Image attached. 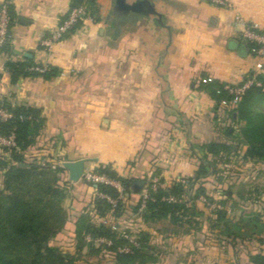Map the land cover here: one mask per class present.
<instances>
[{
	"label": "crops",
	"instance_id": "crops-1",
	"mask_svg": "<svg viewBox=\"0 0 264 264\" xmlns=\"http://www.w3.org/2000/svg\"><path fill=\"white\" fill-rule=\"evenodd\" d=\"M99 1V21L82 20L48 50L43 40L63 20L71 0H12V38L0 53V101L41 111L44 126L28 155L40 161L57 157L62 164L86 158L85 171L108 167L121 177L145 180L140 193H123L125 210L119 217L131 233L149 234L155 260L144 264H257L249 255H264V235L258 237L263 241L252 237L235 243L213 226L219 200L226 198L220 184L253 176L249 164L239 167L236 177L230 175L234 182L221 183L214 175L197 179L215 201L200 195L195 199L200 214L183 217L178 227L170 219L145 221L139 213L144 207L139 212L134 208L152 178L162 188L187 183L202 161L199 148L225 141L222 125L227 116L208 90L211 83L236 84L253 73L264 81V69L255 68L264 58L251 52L242 35L247 26L264 31V0H224L226 5L158 0L169 28L146 17L111 24V0ZM7 61L47 66L58 73L46 78L37 72L12 82ZM57 175L68 216L65 231L73 234L78 218L94 210L95 189L85 177L71 181L66 168ZM232 191L228 220L237 222L247 211L261 213L249 194ZM111 213L100 221L111 222ZM106 259L118 264L112 255Z\"/></svg>",
	"mask_w": 264,
	"mask_h": 264
},
{
	"label": "trees",
	"instance_id": "trees-1",
	"mask_svg": "<svg viewBox=\"0 0 264 264\" xmlns=\"http://www.w3.org/2000/svg\"><path fill=\"white\" fill-rule=\"evenodd\" d=\"M81 5L86 6L95 21L101 19L98 14L97 0H71V8ZM9 12L12 21L14 17L12 4L9 6ZM66 15L67 13L63 19ZM248 46L253 53V49L257 48L258 44L248 41ZM6 65L11 72L12 82H16L21 76L38 74L36 71L29 70L30 66H33L31 63L7 61ZM57 73V69L52 68L45 71L43 75L49 78ZM257 78L264 84L259 75ZM223 86L224 83H211L208 89L217 101L218 107L222 106L223 99L233 98V95H229ZM0 106L13 114L12 118L6 120L0 117V135L14 132L17 144L13 148H3V151H0L4 157L9 156L0 158V169L4 172L0 189V264H80L79 254L84 248H87L91 255L98 254L102 250L114 252V258L118 264H144L148 260H155L149 252L152 249L149 245L150 236L145 232L137 234L139 248H134L132 253L118 252V246L127 244L128 240L113 229L111 222L104 223L100 219H108L111 211L115 216H120L125 196L121 197V193L115 186L104 183H90L95 189L92 196L94 213L88 211L87 214L78 218L77 228L74 230L77 240L74 250H64L52 244V240L58 236L68 220L67 212L62 206L64 199L62 180L57 173L44 168L36 157L28 155L29 151L34 149L31 147L36 143V138L44 126V118L38 108L12 106L5 101H0ZM223 111L233 121L230 124L231 127L223 128L224 132L231 136L239 135L243 143L247 145V155L254 162L264 164V88L255 85L250 87L236 105L223 107ZM21 115L26 118L21 119ZM242 122L244 124L239 133H236V130L232 131V128L235 129L234 123ZM199 150L203 152L202 161L195 175L187 179V183L178 181L169 188L159 186L155 190L152 185H149L150 196L142 212L139 210L143 204V198L134 208L136 212L141 213L145 221L170 219L171 223L178 224L185 216L192 217L200 214L195 206V199L200 195H205L212 202L215 201L213 196L207 194L204 183H196V180L214 175L222 183V171L225 169H220L219 165H226L223 159L224 156L226 157L225 154L230 153L231 145L226 141H213L202 145ZM63 169L58 168V171ZM95 172L118 181L124 187V192L133 191L132 180L119 176L110 168L100 167ZM220 189L226 198L219 200L221 208L214 211L216 217L213 226L218 227L221 235L235 243H242L252 238L255 233H258L259 226L264 225L260 219V212L254 211L255 215L249 217L244 225L241 218L237 222L228 220L226 206L228 199L233 197L232 186L220 184ZM190 191H193L194 195ZM99 193L116 199V206L113 207ZM248 194L253 199L252 203L260 205L264 210V199L257 198L264 196V192L256 188ZM187 196L186 201L184 199ZM171 197L176 201L170 200ZM191 197L192 202L189 201ZM249 226L252 227L250 230L247 228ZM87 236L91 238L90 241L87 240ZM98 238L111 239L113 245L100 244L97 248L94 242ZM258 240L263 241V238ZM249 257L257 264H264V255L261 252L250 254Z\"/></svg>",
	"mask_w": 264,
	"mask_h": 264
},
{
	"label": "built area",
	"instance_id": "built-area-1",
	"mask_svg": "<svg viewBox=\"0 0 264 264\" xmlns=\"http://www.w3.org/2000/svg\"><path fill=\"white\" fill-rule=\"evenodd\" d=\"M210 1L214 4L226 5L224 0H210ZM10 4H12V0H2L0 4V53L4 49L5 45H7L12 38L11 15L9 12ZM87 18H92V17L88 9L86 8V6L81 5V6L70 8L67 12L66 17L63 20H61L58 26H56L54 29L50 31L49 37L43 40L44 46L48 50H50L56 42H58L59 40L64 38L65 35L71 32V30L78 23H80V21L87 19ZM242 35L247 41L258 44V47L253 49V54L257 56L258 58H261V59L264 58V32H261L260 30H257L253 27L247 26L246 29L243 31ZM255 68L256 70L264 69L263 62L262 61L257 62ZM29 70L43 73L48 70V67L33 65V66H30ZM254 85L264 88L263 82L259 80L257 78V74H254V73L251 75H248L240 83H236V84L224 83L223 88L228 92L229 95H233V98L231 100L223 99L221 101V105L223 107H228V106L233 107L239 102V100L247 92V90ZM0 117L6 120L9 118H12L13 114L0 107ZM20 118L25 119L26 116L21 115ZM16 145L17 144H16L14 132H11L8 135H0V151H3V148H13ZM57 165H60L61 167H63L62 162H60ZM52 167L56 168V165L53 164ZM83 177H85L89 183H94V184L104 183V184L115 186L121 193V197L124 196L123 194L124 187H122V185L118 181L108 177L105 174H99L93 170H88L84 172ZM152 188L154 190L156 189V183L154 184V186H152ZM99 195L103 198H106L107 201L113 205V207L116 206L117 204L116 199L111 198L110 196L102 194V193H99ZM149 196H150L149 192H145L143 194L142 208L145 206V202L149 198ZM170 200H173V198H170ZM102 221L104 223H108L106 219ZM113 229L119 231L117 226L115 225H113ZM119 233L121 237L128 240V243L125 245H119L118 252L132 253L134 248L140 247V242L136 235H134L133 233L129 231H125V230H121L119 231ZM96 241L100 244H106L108 246L113 245V241L111 239L98 238Z\"/></svg>",
	"mask_w": 264,
	"mask_h": 264
},
{
	"label": "rangeland",
	"instance_id": "rangeland-1",
	"mask_svg": "<svg viewBox=\"0 0 264 264\" xmlns=\"http://www.w3.org/2000/svg\"><path fill=\"white\" fill-rule=\"evenodd\" d=\"M97 5L99 7L98 14H99V16H101L100 15L101 2L99 0H97ZM80 23H81V21H80ZM77 25H79V23ZM229 118H230L229 116L226 117L227 120L225 119L226 122L224 123V125H222V129L228 128L230 126V124L233 123V121H231ZM243 124H244L243 122L239 123V124L234 123L233 127L235 129L232 128V131L236 130L235 132L239 133ZM225 136H226L224 138L225 141L231 145V151L229 154H225L226 157L224 156V159H223L224 162H226V165H225V170L222 171V175H223L222 181L229 179V180H231V182H234L232 179L229 178L230 175H233L234 177H236V174L239 173L238 168L239 167L242 168V165L246 166L247 164H249V166H251V168L253 169L255 175L253 174V176H247L243 180L238 179L235 181L234 184L231 183L230 185L232 186L233 190L235 192H237L239 195H241V194L247 195L249 193V191H252V190L254 191L256 188H258L260 190V192H264V166L261 167L262 169L259 168L260 165H258L256 162H254V160H252L251 157L247 155V145L245 143H243L242 138H240L239 135L233 134V136H231V135H228L225 133ZM35 144H34V146H35ZM6 157H9V156H6ZM6 157H4L2 155V153L0 152V158H6ZM58 159L56 157V160H55V158L53 160L52 158L49 157L48 160L42 159L40 162L44 168L48 169L51 172L57 173L58 168H63L60 165H57L60 163L59 161H57ZM53 164L56 165V168L52 167ZM89 170H93V169H89ZM93 171H95V170H93ZM3 176H4V172H3V170L0 169V189L2 188ZM153 180H155V178L151 179V183L153 184V185L151 184L152 186H154V184H155V182L153 183ZM158 185L159 184L156 183V188L158 187ZM147 192H149V191H147ZM190 192L193 193V191H190ZM124 210H125V207L123 206L122 211H124ZM239 210H241V209L237 205L236 211L241 212ZM263 212H264V210H262L260 213V215L262 214L260 216V219H261V221L264 222V215H263L264 213ZM111 214L114 217V219H112V221L110 220L112 225L117 226L119 231L125 230V231L130 232L131 229L128 227L129 226L128 222H122L119 218V217H121L122 213L120 216L119 215L115 216L113 214V212ZM252 215H255L253 211H247L244 214V216H242V218H241V219H243L242 224L243 225L246 224V222L248 221V218L252 217ZM179 225H180V223L174 224V226H177V227ZM66 228H67V226H65L63 229H61L58 236L54 240H52V244L60 246L64 250H68L70 248H71L70 250H74L75 243L77 242V240L75 238V231L73 232V234L67 233L65 231ZM76 228L77 227H75V229ZM247 228H248V230H250L252 227L249 226ZM257 232L258 233H255L256 235L254 234L256 237L252 236L253 237L252 239H257L258 237L264 235V225L259 226V229L257 230ZM134 235L137 236V234H134ZM87 240L90 241L91 238H89L87 236ZM94 245L98 248L100 243H98L96 241V242H94ZM107 255L108 256L109 255L114 256V252L102 250L98 254L91 255L88 253V249L84 248L83 251L79 254V258H80L79 263L80 264H108L109 261H107V259H106L108 257Z\"/></svg>",
	"mask_w": 264,
	"mask_h": 264
},
{
	"label": "water",
	"instance_id": "water-1",
	"mask_svg": "<svg viewBox=\"0 0 264 264\" xmlns=\"http://www.w3.org/2000/svg\"><path fill=\"white\" fill-rule=\"evenodd\" d=\"M158 0H111L110 8L107 14V20L111 24L118 21H128L138 17H146L152 19L158 27H167V18L157 8ZM86 158L78 160H69L63 162L64 168L69 172V179L71 181L80 180L85 172ZM145 185L143 179H133L131 181L132 190L140 193Z\"/></svg>",
	"mask_w": 264,
	"mask_h": 264
}]
</instances>
